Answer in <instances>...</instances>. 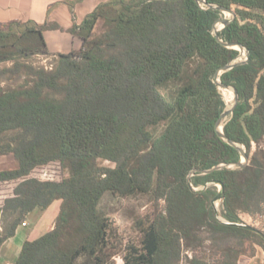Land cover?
<instances>
[{
	"label": "trees",
	"instance_id": "obj_1",
	"mask_svg": "<svg viewBox=\"0 0 264 264\" xmlns=\"http://www.w3.org/2000/svg\"><path fill=\"white\" fill-rule=\"evenodd\" d=\"M205 1L109 0L71 28L82 47L56 55L44 32L58 23L0 22V81L26 76L0 88V156L17 162L0 169V183L17 181L0 205V249L32 211L61 200L54 228L26 240L15 264H240L255 254L246 243L264 250V236L232 224L264 215V0ZM218 7L234 13L219 38ZM226 43L247 54L220 75L238 92L223 127L249 156L238 168L228 164L240 150L216 129L227 106L216 73L241 55ZM54 163L61 179L31 176ZM214 180L232 223L213 203L218 185L194 189ZM107 194L151 204L135 222L139 243L123 249ZM207 241L212 255L199 253Z\"/></svg>",
	"mask_w": 264,
	"mask_h": 264
},
{
	"label": "crops",
	"instance_id": "obj_2",
	"mask_svg": "<svg viewBox=\"0 0 264 264\" xmlns=\"http://www.w3.org/2000/svg\"><path fill=\"white\" fill-rule=\"evenodd\" d=\"M74 1V4L72 2ZM109 0H0V22L34 20L40 24L58 23L61 29H48L44 37L50 53H69L79 50L83 40L70 30L80 25L86 16L100 4ZM1 205V204H0ZM61 200L54 201L47 209H35L21 223L14 236L7 239L0 249V261L15 264L26 240H34L55 226ZM240 264H263L264 250L258 246L253 256L242 255Z\"/></svg>",
	"mask_w": 264,
	"mask_h": 264
},
{
	"label": "rangeland",
	"instance_id": "obj_3",
	"mask_svg": "<svg viewBox=\"0 0 264 264\" xmlns=\"http://www.w3.org/2000/svg\"><path fill=\"white\" fill-rule=\"evenodd\" d=\"M232 13L225 12L224 17H232ZM218 29H221L223 27L222 23H218ZM246 57L245 50H241L240 59H244ZM51 59H47L44 56H39L34 59L35 65L38 66H45L47 69H50V62ZM7 64H3L0 67H4ZM9 65V63H8ZM26 76H16L15 80H9V78H4L5 82L2 83L0 81V88H8L11 84H21L25 80ZM223 88H220L222 94H223ZM224 96V94H223ZM227 106L229 108V103L227 102L228 96H224ZM234 102V101H233ZM233 104V103H232ZM8 135L1 136V139H5ZM261 146L264 147V141L261 143ZM257 148V144L254 143L253 150ZM106 164H109V162H106ZM17 166V162L15 161L14 157L12 155H4L0 156V169H8V168H14ZM50 170H57V172L62 174V170L58 168L57 164H51ZM39 169L35 172L37 174ZM17 181H7L0 183V204L3 203L4 199L9 197L14 187L16 186ZM203 187V186H202ZM198 187V188H202ZM221 189V186L218 184V191ZM220 202L221 205H219V216L223 218L221 215L222 211V202L223 200H216L215 205L217 206V203ZM102 207L110 213V216L112 218V221L114 223V226L118 228L119 235L123 240V249L126 248L128 244H134L139 243L140 240V232L135 227V222L138 220L140 216H147L152 211V206L149 203H146L144 199L140 198H122V197H115L111 194H107L102 202ZM242 220L243 223L253 225L260 230L264 232V215H258L256 218L248 215V214H242ZM248 253L253 252V248H255V253L257 250V246H253L250 243H246ZM122 249V250H123ZM124 252V251H122ZM200 254H208L212 255L214 253V249L211 248V244L209 241L205 243V245L199 249ZM116 261L118 263H122L123 259L120 255H117L115 257Z\"/></svg>",
	"mask_w": 264,
	"mask_h": 264
},
{
	"label": "water",
	"instance_id": "obj_4",
	"mask_svg": "<svg viewBox=\"0 0 264 264\" xmlns=\"http://www.w3.org/2000/svg\"><path fill=\"white\" fill-rule=\"evenodd\" d=\"M198 1H200V0H198ZM205 3H206V5H208V6L210 5V4H208L206 1H205ZM218 8L222 9L224 12H229V13H232V15H234L233 11L230 10V9H228V8H224V7H218ZM231 19H232V17H230V18H229V17H224V18H221V19H219V20L217 21V23H216L215 26H214V33L216 34V37H217V38H219V34L217 33V31L219 30L218 27H217V26H218V23H222L223 26H224L226 23H228L229 21H231ZM226 44H227L228 46H230V47H234V48H237V49H239V50H245L244 47H243L242 45H240V44H230V43H226ZM246 59H247V54H246V57H245L244 59H240V58H239V59H236V60H234L233 62H231V63L226 64L225 66H223V67H222L221 69H219L218 72L216 73V78H217L216 80H217V82L219 83V87H220V88H229V87H231V88H233V90H234V94H235L233 104L230 106V108H228V107L225 108V110L222 112V114L220 115V117L218 118V120H217V122H216V129H217L218 133H219L222 137H224V138H225L230 144L236 146V147L240 150V152H241V154H242V157H243L242 160H241V162L228 164V167H230V168H238V167H243V166H245V165L248 163V161H249V156L247 155V153H246V149L244 148V146H242V145H240V144L234 142V141L231 140V139H228V138L226 137V135L224 134L223 127H224L225 122L229 119V117H230L231 114L233 113L234 107H235V105L237 104V101H238V92H237V90H236L234 87L223 84V83L220 81V75H221L222 72L227 71V70H230L232 67H234L235 65H237V64H239V63H241V62H243V61L246 60ZM223 166H224V165L222 164V165H219V166L214 167L213 169H216V168H222ZM209 171H211V170H207V171H205V172H209ZM212 184H216V185L219 184V185L221 186V189L219 190L217 196L215 197V199H214V201H213V203H214V205H215V201H216V200H220V199L223 200L224 197H225V193H224V185H223V183H221L220 181H216V180H214V181H211V182L207 183V184L204 185L202 188H194V189H195V190H198V191H199V190H204L206 187H208V186H210V185H212ZM215 208H216L217 212L219 213V209H218V207H217L216 205H215ZM219 218H220V220H222V221H224V222H226V223H232V222L227 221L224 217H223L224 219H222L220 216H219ZM232 224L245 226V227H247L248 229H251V230H253V231H255V232L261 234L262 236H264V232H263L262 230H260L259 228L253 226V225L246 224V223H232Z\"/></svg>",
	"mask_w": 264,
	"mask_h": 264
},
{
	"label": "built area",
	"instance_id": "obj_5",
	"mask_svg": "<svg viewBox=\"0 0 264 264\" xmlns=\"http://www.w3.org/2000/svg\"><path fill=\"white\" fill-rule=\"evenodd\" d=\"M200 5L202 7H206V3H205V0H200L199 1ZM47 59H51L53 60V56L52 57H45ZM54 66V63L53 61L50 62V69H52ZM51 164L47 165V166H44V167H40V168H37L33 171V173L31 174L32 177H35V178H38V179H41V180H49V181H55V180H59L61 179V173L59 174L57 172V170H50V166ZM58 165V168L61 170V166L59 164ZM38 171L37 174H35V172ZM23 224L25 225L26 222H23Z\"/></svg>",
	"mask_w": 264,
	"mask_h": 264
},
{
	"label": "bare ground",
	"instance_id": "obj_6",
	"mask_svg": "<svg viewBox=\"0 0 264 264\" xmlns=\"http://www.w3.org/2000/svg\"><path fill=\"white\" fill-rule=\"evenodd\" d=\"M222 90H223V94H224V96L229 95L230 98H231V104H230L229 100L227 101V102L229 103V108H230V106L232 105V103H233V101H234V96H233L229 91H227L225 88H223ZM219 205H221L220 202H219ZM218 207H219V206H218Z\"/></svg>",
	"mask_w": 264,
	"mask_h": 264
}]
</instances>
